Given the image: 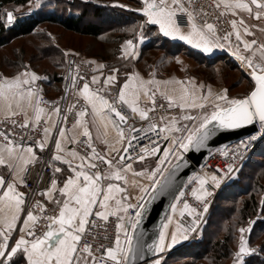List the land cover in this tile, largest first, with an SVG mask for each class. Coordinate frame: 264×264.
<instances>
[{
  "label": "snow or ice",
  "instance_id": "1",
  "mask_svg": "<svg viewBox=\"0 0 264 264\" xmlns=\"http://www.w3.org/2000/svg\"><path fill=\"white\" fill-rule=\"evenodd\" d=\"M185 3L187 7H185ZM196 0H144L145 7L142 9L147 17V23L158 25V31L165 37L179 38L186 41L189 45H193L195 48L202 49L204 52H211L214 48L224 47L226 44H230L229 37L231 32L226 33L223 37L216 35L215 25L212 23H205L198 25L196 23L197 17L201 14L207 15L203 7L197 9L195 7ZM213 7L217 10L223 8L224 11L231 12L235 15L236 10H243L250 15H255L256 19L264 18V0H213ZM183 13L187 16L188 30L183 31L179 26L176 15L177 13ZM223 15L224 13L221 12ZM8 22H12V14L7 13ZM233 30L235 31L236 40L243 44V49L247 55H241L239 51L234 52L242 62L246 63V66L251 69V76L254 80V87L250 93L241 99L232 98L227 96V90H222V94L215 96L216 101L226 102L227 107H221L220 104H215L214 109L210 114H205L202 118L194 117L192 115L181 116L180 119L195 121L200 119L198 128L195 132H192L184 127V131L188 132L187 136L179 139H173L174 145L178 144L179 148L183 151H188L189 146L200 147L204 145L205 140L208 138L211 131L214 128L208 127L211 122H216V126L219 128L234 129L241 125L250 124L254 119L258 118L261 128H264V43L257 44L256 40H241V33L237 30V21H230ZM244 21L241 19L240 24L243 25ZM264 31V29H261ZM244 33L252 35L248 27H244ZM223 40L224 43L220 41ZM126 44L130 49L134 48L131 40L126 41ZM99 67H103L100 65ZM115 72V70H113ZM21 75L28 77L21 79ZM37 75L34 72H25L18 74L16 77L8 79L4 78L0 81V114L5 119H10L16 115L23 113L25 119L23 123L18 126L22 129L36 128L37 124L41 121L42 115L51 117V113H45V109L40 107V98L34 95L32 84L37 79ZM72 84L69 87H74L76 83V76L71 77ZM81 79H83L81 77ZM98 77L93 76L92 81L96 83ZM115 75H111L104 79V84L108 85L110 82H114ZM139 84H132L133 75H129L128 81L119 89V96L116 101L110 102L105 96L101 95L102 89L92 91L89 88L87 81L80 89V94L86 101L85 107L76 113V121L73 127H81L83 129L81 135L86 137L85 143L87 147L91 148V151L87 156H81L74 149L65 151L62 147V141H68L75 144L77 137L75 135L66 136L65 127H59V135L55 138V152L53 153L49 163L62 162L68 165L70 175L63 181V186L57 188V180H51V187L44 190L41 194L45 195L51 202L54 200L52 193L58 191L60 197L55 199V203L59 209L58 214L54 216H43L45 211L44 206L37 202L35 207L39 208L40 215L34 214L33 210H27L26 216L23 217V225L19 227V231L22 233L19 238L15 239L14 244H9V240L12 232L17 228V221L21 219V212L24 210L25 204L24 193L17 191L14 182H6L3 176H0V264H16L12 261L18 252H22L23 258L26 259V264H130L131 260L136 258L137 252L132 245V235L128 232V228L121 223L116 224V237L115 246L104 247L100 245L99 248H103L102 255L98 259L93 255L92 246L87 243H82L85 236L87 226L91 224L95 226V221L91 220L92 216L99 218L103 221H108L109 216H117L120 211L127 212L130 208L142 209V204H128L123 203L130 199L127 194L126 188L121 187L122 182L127 185L129 174L133 177L144 176L145 170L139 172L135 171L130 162L131 158L124 155L129 152L131 147V140L135 137L126 136L124 129L116 122L118 118L119 122H126L127 117L122 114L116 107L117 103L127 105L133 113H138L141 119L148 118V112L153 111L155 108V93L150 92L146 84L154 83V81H144L138 77ZM158 83V82H155ZM131 84L132 91H126ZM27 86L22 88L21 86ZM143 91L144 97L152 101V108L145 110L139 107L138 101L140 99V91ZM67 91V89H66ZM165 95V98L169 101L168 107H179L184 109H193L205 107V103H197V97L191 96V102L189 101V93L185 89L183 94L178 99H174L170 95ZM211 96L209 90L208 95H201L198 99L200 101H207ZM89 106L91 108L92 115V127L97 128V139L104 137L103 142L109 144L106 139L108 135V128L111 126L116 132V139L109 145L110 152H115V157L109 158L107 154H101L97 151L95 146L91 143L92 135L89 131L86 121H82L81 117H84L89 113ZM74 105H69L68 110L71 111ZM31 108L34 116L29 117L27 109ZM56 116L59 117V106H55L52 110ZM114 114V117L113 115ZM65 123L67 117H60ZM165 119L164 117L160 118ZM31 121V125H30ZM11 122L16 125L15 119ZM98 122L103 126L104 132L101 134L97 127ZM44 123L47 124L48 120L45 119ZM177 121L175 117L170 120V125L161 127L160 131H176L180 132L182 129L176 127ZM56 126V121L52 120V127L43 128V138L35 142V147L43 150L48 145L49 138L52 136L53 128ZM159 125L156 122L152 124V131L155 132ZM203 130V131H201ZM70 131V130H67ZM136 131L135 129H130ZM0 137L4 142H0V166H6L8 169H13L14 164L10 161H15L16 172L12 175L17 178L20 184H24L25 181L20 175L26 171V166L35 162L36 156L33 150V146H25L22 141L16 142L9 139V134L0 131ZM166 139L168 137H165ZM250 139H255L251 137ZM127 141V146H124V142ZM118 145L120 147H118ZM242 146L246 149L247 145L242 142ZM157 148L141 149L142 155L138 154L135 159L144 160L147 155H154ZM239 150V148H238ZM65 152V155L59 153ZM164 157L157 163V168L152 169V174L148 176L150 181H153L148 186L139 185L140 191L146 193L148 187H151L154 191L152 195L155 196L158 191L164 188L166 185L161 181L155 179L159 172L160 165L164 163V159L170 154L169 149H164ZM66 156H71L72 159H67ZM177 160L180 156L176 157ZM79 160L78 164H74L75 160ZM105 165L104 170L101 171L99 165ZM61 172V169L56 167L53 169V174ZM233 167L227 166L226 174L232 173ZM214 184L219 185L220 179L216 176L212 177ZM134 186H137L135 179L131 180ZM205 181L201 180V192L196 194L195 190L193 194L197 200H203L209 193L203 189ZM6 185V186H5ZM122 194L120 198H117V194ZM183 195V190H180V195L176 196V199H180ZM142 197H138L140 199ZM110 201H114V205L110 204ZM185 209L189 206L187 203L184 205ZM205 211L207 205L204 206ZM175 208V205H173ZM196 210L191 209L189 214L194 213ZM142 215L140 210L136 211V216ZM46 219L49 221L47 230L42 235H36L34 226L39 219ZM118 220H124L123 216H118ZM127 223L135 229L139 221H132V217H128ZM199 224L198 219L192 220L190 230H194ZM167 228V224L164 225ZM123 230L127 240V247L122 246L120 240V233ZM241 232L239 248L236 252L235 264H242L243 255L254 251L247 246V242L243 233L244 228L239 230ZM179 240L186 239L183 234L172 232L171 242L166 243L165 232L160 231L159 242H153L149 245V249L154 248L156 252H161L167 248H171ZM10 249V250H9ZM99 250V249H98ZM87 254L86 256L84 254ZM154 264H160V260H156Z\"/></svg>",
  "mask_w": 264,
  "mask_h": 264
},
{
  "label": "trees",
  "instance_id": "2",
  "mask_svg": "<svg viewBox=\"0 0 264 264\" xmlns=\"http://www.w3.org/2000/svg\"><path fill=\"white\" fill-rule=\"evenodd\" d=\"M32 0H0V50L16 39L28 36L39 37L35 54L28 59L30 66L43 77L44 91L52 99L59 91V85L66 71V57L60 46L53 44L49 33L40 30L42 26H57L79 36L91 38L84 46L76 49L88 57L105 61L109 66L146 63V68L157 59V64L178 55L192 60L193 74L206 83L221 84L229 96L244 97L252 88L253 80L230 57L221 53L207 57L195 48L177 43L159 33L156 26L143 21V16L135 8L139 0H119L129 7H107V0H54L40 12L18 15L14 25L6 29L2 23V11L13 6H27ZM65 5L60 8L59 6ZM131 4V5H130ZM52 5V6H51ZM66 5H70L66 8ZM49 8V10H48ZM81 8V9H80ZM78 9V10H77ZM139 22H137V20ZM148 36L150 41L141 50L136 61L122 62L121 45L127 39ZM11 72L2 71L0 77L18 73L25 65L23 58L4 59ZM46 65V66H44ZM49 66L50 69L47 67ZM43 67H45L43 69ZM3 73V74H2ZM10 73V74H8ZM223 80V83L220 80ZM123 78H120L118 85ZM58 90V91H57ZM264 161V140L255 148L244 164L242 172L236 175L218 195L214 208L201 231L198 241L179 245L163 258L161 264H228L239 248L241 228L252 222L248 243L259 250L243 255L242 264H264V180L259 164ZM23 259V256H22ZM20 257V261H22Z\"/></svg>",
  "mask_w": 264,
  "mask_h": 264
},
{
  "label": "built area",
  "instance_id": "3",
  "mask_svg": "<svg viewBox=\"0 0 264 264\" xmlns=\"http://www.w3.org/2000/svg\"><path fill=\"white\" fill-rule=\"evenodd\" d=\"M185 7H187L186 3ZM195 7L197 9L203 7L204 11L207 13L206 16L201 14L199 17H197L196 23L198 25H203L205 21L207 23L214 24L216 35L219 37H223L226 33L229 32L232 33V35L229 37L230 44H226L224 47H218L221 52L231 54L232 46L236 45V38L232 25L230 23V21L232 20L227 11H224L223 8L219 10L215 9L213 7V0H196ZM221 12H223L224 14L222 15ZM7 13L12 14L13 19L11 23L8 22ZM1 17L2 23L6 29H10L13 27L16 14L11 9H4L2 11ZM176 19L179 24L188 27L187 16L185 14L178 12L176 15ZM136 20L137 22H139L138 19ZM220 42L224 43L223 40H221ZM242 64L243 62L241 61L240 66H242ZM29 69L31 68L27 66L26 70ZM93 71V67L88 63L78 59L72 54H68L66 71L60 82L61 91L52 99L44 91L43 77L41 75H37L38 78L34 81L32 87L35 95L40 98V107L44 108L50 113H54L52 110L57 105L60 109V115L59 117L57 116L55 135L59 130V127L61 126L65 127L66 131L73 128V125L75 124V121L77 119L76 113L86 105L84 98L80 94V89L83 87L85 81H87L88 84L91 83ZM73 76L77 77L75 86L69 87L72 84L71 77ZM81 77L83 79H81ZM0 81H2L1 78ZM153 93H155V108L153 111L148 112V118L140 122H135L134 113L127 107V105H123L122 103L116 104V107L122 112L123 115L127 117V123L123 126L126 136L135 137V139L131 140V147L129 148V152L124 154L131 158L130 162L132 164L141 162V160L135 159L138 154H143L141 152V149H148L149 151L152 148L159 149L165 143V141L167 140L165 137H169V131L162 132L160 131V128L168 126L167 124L170 121L169 117L177 116L182 111V109L178 106L169 108V101L156 89L153 90ZM117 98L118 96H110L108 100L110 102H113L116 101ZM69 105H74L71 111L68 110ZM152 107L153 106L151 100L144 103L143 105V109L145 110L151 109ZM28 116L33 117V115L29 113ZM64 116L67 117L66 123L60 118ZM161 117H164L165 119L161 120ZM12 119L16 120V125L11 122ZM24 119L25 116L23 113H20L10 119H5L2 116L0 117V131L8 133L9 139L11 140H14L16 142L22 141L25 146H35V142L43 138V128L48 127V123H44V120L47 118L41 117V121L34 129L31 128V126H29L27 129L20 128L18 125L20 123H23ZM153 122H156L159 125L155 132L152 131ZM130 129H135L136 131L130 132ZM55 135L51 137L47 147L41 150L42 153L40 158L35 162H31L27 166L24 173V186L27 192V198L25 200V204L23 205L24 214L27 213V210L31 209L33 210L34 214L40 215L39 208L35 207L37 202H40L45 208V211L42 214L43 216H54L58 214L59 209L57 205L50 202L45 195L41 194L44 190L51 187V180L54 179L53 165L52 163L50 164L49 161L51 160L52 153L54 151L53 142L55 141ZM251 137H255V139H250ZM86 139L87 138L84 136L80 137L79 139H77V142L75 144H71L70 149H74L82 156H87V154L91 151V148L87 147V144L85 143ZM262 140H264V129L261 128L259 122H256L255 131H253L249 135L228 142L221 147H218L211 151L207 155L205 164L197 169V175L189 177V179L181 189L183 190V195L180 196V199H175L173 203L177 206L179 205V207H183L185 203H187L189 206V210L184 212L181 217V229L186 234L185 243L200 240L201 231L214 208L218 195L221 193L223 188L238 174L249 157L252 155L255 148L262 142ZM0 142L6 143L5 141H3L2 137H0ZM242 142L247 145L246 149L242 146ZM125 146H127V141H125ZM179 149L180 148L178 144H176L173 147L172 151H170V155L166 157L164 163L159 169V172L161 174L156 176V180L159 181L161 179L162 175L168 168V164L172 159V156ZM183 152L184 151L182 150V153ZM149 156L150 155L145 156L144 160ZM229 165L233 167V172L226 174V168ZM99 167L100 170L103 171L105 165L100 164ZM213 176H216L218 179H220L219 185L214 184L212 180ZM201 180L205 181L203 189L206 190L209 194L205 196L203 200H197L196 196L193 194V191H197L198 187L201 185ZM152 190L153 189L151 188V191ZM178 195H180V192L178 193ZM146 199L140 204L144 206ZM205 205H207L206 211L204 207ZM191 209H195L196 211L192 214H189ZM137 210L141 211L142 209H128V211L126 212L127 220L129 216L132 217L133 222L139 220V217L136 216ZM118 216L120 215H110L108 221H103L99 218H96L95 216H92L90 218L91 220L95 221V226L93 227L91 224L87 226L88 230L85 233L82 243L90 244L92 246L93 255H95L98 259L100 258L104 250L103 248H99L100 245H103L104 247L115 246L116 224L118 222L121 223V220H118ZM194 218L199 220V224L195 227L194 230H190L192 220ZM48 224V220L43 218L39 219L34 226L36 235H42L43 232L47 230ZM251 224L252 223H249L248 227L246 229L244 228L245 232L243 233V235L245 237V240L249 238V229L251 227ZM127 228L128 232L132 235V227L128 224ZM120 240L122 246L127 247V240L123 231H121L120 233ZM249 248L254 250L250 252L253 253L259 250L260 246H249ZM235 254L230 264H235L237 259ZM85 255L87 254L85 253Z\"/></svg>",
  "mask_w": 264,
  "mask_h": 264
},
{
  "label": "crops",
  "instance_id": "4",
  "mask_svg": "<svg viewBox=\"0 0 264 264\" xmlns=\"http://www.w3.org/2000/svg\"><path fill=\"white\" fill-rule=\"evenodd\" d=\"M131 7L135 8L140 14H142L144 22L147 21V17L144 14V12L142 11V9L145 7L144 0H139V5L138 6H136V7L131 6ZM227 13L230 16L231 20H236L237 21L236 28L241 33V40L242 41L243 40H248V41L256 40L257 44L264 43V31H261V29H264V18L256 19L255 15H254V12H253V14L250 15L248 12L243 11V10H236L235 15H233L231 12H227ZM241 19H243V21H244L243 25L240 24ZM151 25H153V24H151ZM154 26H156L157 29L159 27L158 25H154ZM179 26L181 27V29L183 31H187L188 30L187 26H184V25H181V24H179ZM244 27H248L250 32H252L253 34L252 35L245 34L244 33ZM150 39L151 38L148 37V36H139L138 38L127 39L126 41L131 40L133 42L134 48H132V49L129 48V46L126 44V41L124 43H122V45H121V53H120L122 62H126L127 63L131 59L133 61H136L139 58L140 54H141L142 47L146 43H148L150 41ZM169 39H171L174 42L182 43V44H185V45H187L189 47L195 48L193 45H189L186 41L180 40L179 38H175V39L169 38ZM195 49L200 51L202 54H204L207 57H211V56H214L216 54L221 53V54L226 55L227 57H230L231 59H233L239 66H240V63L237 60H240V59L236 55H234L233 53L236 52V51H239L241 55L249 54V53H246L244 51L243 44L238 42V41H237L236 45L232 46L231 54H226L224 52H221L219 50V48H214L211 52H207V53L202 51V49H198V48H195ZM182 57H184L185 60H183ZM90 61H91V65H92L93 70H94L93 71V76H96L99 79H98V81L96 83H93V81H91V83H89V88L92 91H96L97 89H102L103 91L100 92V94L105 96L107 99H109L110 96H116V97L119 96V89H120L121 86H123L125 84L126 81H128V78H129L130 74L133 75L132 84H136V85L139 84V80L137 79V74H138V77L140 79L144 80V81H154V83H150V84H146L145 85V87H147L150 92H152L154 89H156V90L164 92L167 95L172 96L174 99H178L179 96L182 95L184 90L186 89L187 92L189 93V101L190 102H191V96L195 95V97H197L196 102L197 103H200V102L205 103V107H207V108H209L208 107L209 105H214L215 104V101H216L215 100V96L216 95L222 94V90H226L225 88H220V87H217V86L215 88H211V87H208L209 85H206V84H204L202 82H199L200 84H198L197 83L198 81L196 80V78L192 77L191 75L190 76H186L185 75V77L180 78V71L179 70L177 71V68H180V67L183 68L185 66H187V67L193 66L192 60H190L189 58H185L184 55H178L175 59H172V58H167L166 59V62H165L166 65H168V66H171V65L175 66L176 65V67L174 68V71L172 73L170 72L171 74L169 76H166V77H163V78H160V77L156 78L155 76L154 77L146 76V75H144L142 73V69H141L140 66H138V68L134 66L133 69H132V65L133 64L132 65L128 64V66H131V68L130 69H126L127 68V64H126V66H124V65L123 66H119V65L109 66L105 61H102V60H99V59L93 58V57H90ZM183 61L185 63H183ZM165 64L163 62V63H160L159 65H163L164 66ZM100 65H103V67L102 68L99 67ZM27 66L30 67L29 64H27V65L25 64L23 66V68L18 73L13 74V75H4V76H2L0 78L2 80L4 78L11 79V78L16 77L18 74H23L25 72H34L36 75H40L34 69H32L31 67H30L31 69L26 70ZM113 70H115V72ZM183 71L184 70H182V72ZM111 75H115V77H116L115 81L114 82H110L108 85H105L104 84V79L109 77V76H111ZM25 78H28V77H24L23 75H21V79H25ZM120 78H123V80L118 85V81H119ZM155 82H158V83H155ZM21 87L25 88L27 86L22 85ZM32 89H33V87H32ZM204 89L206 90L205 92H204ZM214 89L217 90L216 92H218V93H216L214 91ZM132 90L133 89H132L131 84H130L129 89H126V91H132ZM209 90L211 91V96H209V99L207 101H200L198 98L201 95H208ZM33 92H34V90H33ZM34 95H35V92H34ZM227 96H228V98H234V97L229 96L228 93H227ZM148 101H150V100L147 99L146 97H144L143 91L141 90L140 91V99L138 101L139 107L143 109L144 103H146ZM226 106L227 105L222 106V107H226ZM195 109H197V108L184 109L182 115L185 116L187 113L188 114H192L193 110H195ZM27 112L34 116V113H33L31 108L27 109ZM45 113L47 114V113H50V112L45 110ZM112 115L114 117V114H112ZM2 116L3 115L0 114V117H2ZM134 116H135V122H140V121L144 120V119L140 118L138 113H134ZM42 117L47 118L48 127H52V120L56 121V126H57V116H56L55 113H51V117H48L47 115H42ZM81 120L87 122V126H88L89 131L91 132V135H92L91 143L93 144V146H95L97 151L99 153H101V154H107L109 156V158L115 157L117 154L115 152H110V150H109V145L111 144V142L113 140L116 139L115 130L112 129L111 126H109L108 135L106 137V139L109 141V144H105L103 142L104 137L101 135V138L97 139V128L92 127V123H91L92 115H91L90 106H89V113L86 114L84 117H81ZM177 120H179V118ZM116 122L119 124L120 127L123 128L124 125H122L121 122H119V120L117 118H116ZM177 123L179 124V122H177ZM56 126L53 128L52 136L55 135ZM97 127L99 128V132L102 134L104 132L103 126L100 125L99 122H98ZM82 131H83V129L81 127H79V126L73 127L70 131H66V136L71 137V136L75 135L77 137V139H79L80 137L83 136V135H81ZM58 135H59V130L57 131V133L55 135V138ZM51 137L49 138V141H50ZM71 144L72 143H70V142H68L66 140L62 141V147L65 149V151L71 150L70 149ZM54 145H55V141L53 142V150H54L53 153L56 151ZM26 146H33V150H34V153H35V156H36V160L35 161H37L40 158L42 151L39 148L35 147L34 145H26ZM124 146H125V142H124ZM118 147H120V146L118 145ZM165 148H168L169 151L172 149L170 146L163 145L159 150H157L155 152L154 155H150L149 156V157H151V160L149 162H152V161L155 160L154 161L155 163H153V164H150V163L148 165H144L146 163H140V164H134L133 163L132 164L133 169L135 171H137V172H139L141 170H145V175L144 176L133 177L131 174H129L128 180L130 182L127 185H124L122 182H120L121 183V187H125L126 191H127V194L130 196V199H128L127 201H123V203L140 204L142 201H144L147 198V196L150 194L151 187H148L146 193H142L140 191L139 185L148 186V185H150L152 183V181H150L148 179V176L152 174V169H156L157 168V163L161 160L162 157H164V155H165L164 154V149ZM53 153H52V155H53ZM59 154L63 156V155H65V152H61ZM66 158L67 159H72L71 156H66ZM10 162L14 164L13 169L10 170L6 166H0V176H3L6 182H14L15 185H16L17 191H19L21 193H24L25 194L24 195V199L26 200L27 192H26V188H25L24 184H20L19 181L17 180V178L12 175L13 172L17 171V169L15 167V163L16 162L15 161H10ZM79 162L80 161L77 159V160L74 161V164H78ZM52 165H53V169L56 168V167L61 169V172L54 174V179L57 180V188L62 187L64 179H66V177L71 174L69 169H68V165H66V164H64L62 162H54V163H52ZM27 166H26V168H27ZM161 166H162V164L160 165V167ZM24 173L25 172L20 174L23 179H24ZM133 179H135L137 181V186H134L131 183V180H133ZM196 192H197L198 195L200 194L201 185L198 187ZM121 195L122 194L118 193L117 194V198H120ZM52 196H53L54 200L51 201V202L56 204L54 201H55L56 198L60 197V193L58 191L53 192ZM138 197H142V198L138 199ZM110 204L114 205V201H110ZM176 207H177L176 208L177 211H173V212H172V207H171V209L169 211V214H168L169 217L167 216L168 219L166 218L164 220V222L162 224V227H161V230H163L165 232V241H166V243H170L171 242V234H172V232L182 233L183 230L180 228V226H178V218L180 217V215L182 216L184 214V212L189 210V208L185 209L184 206L183 207L176 206ZM118 214L120 216L124 217V220H121V224L124 225L125 227H127L128 226V224H127L128 220H127L126 212L120 211ZM24 216H26V214H24L23 211H22L21 212V219L17 221V228L11 234V237H10V240H9V244L10 245L14 244L15 243V239L19 238V236L22 234L19 231V227L23 225V217ZM166 221H168V222H166ZM165 224H167V228L164 227ZM158 242H159V239H158ZM169 249H171V248L165 247V249L163 251H161L160 253L166 252V251L168 252ZM157 253H159V252H157ZM22 256H23L22 252H18L14 257H12V261L16 262V264H26V259H24V258L22 259ZM20 257H21L22 261H20Z\"/></svg>",
  "mask_w": 264,
  "mask_h": 264
},
{
  "label": "rangeland",
  "instance_id": "5",
  "mask_svg": "<svg viewBox=\"0 0 264 264\" xmlns=\"http://www.w3.org/2000/svg\"><path fill=\"white\" fill-rule=\"evenodd\" d=\"M94 1H99V0H94ZM53 2H55V1L54 0H32L27 6H20V7L19 6H13V7H8V8L11 9L15 14L18 13V15H29V14H35L36 12H40L43 9L45 10L44 7L45 6H49L48 4H51ZM106 2L107 3H105V4L107 5V7L122 6V5H124L125 7H129V4H123L119 0H107ZM64 6L65 5L62 4L59 7L62 8ZM69 6L70 5H66V8H68ZM48 10H49V8H48ZM40 30H46L49 33V36L52 39L51 41L53 42V44H55L57 46H60L62 48L63 53H64V55L66 57V65H67L68 54H72V55L76 56L78 59H80L82 61H85L90 66H92L91 65V61H90V57H88V56H86V54L76 50L78 48V46H84L89 41L91 43V40H92L91 38L83 37V36L81 37V36L76 35L74 33H70L68 31H63V29H61V28H59L57 26H53V25L42 26L40 28ZM234 34H235V32H234ZM235 38H236V36H235ZM38 43H39V37H37L35 35L28 36V37L21 38V39H16L11 44L7 45L6 47H4L3 49L0 50V65H2V64L4 65L5 64V62H4L5 58H11L12 60H19V59L23 58L26 61L25 64L26 65L27 64L30 65L28 59L32 56L31 54H35L37 52L35 50V45L38 44ZM236 43H237V40H236ZM182 59L185 60L184 57H182ZM237 61L239 63H241L240 60H237ZM157 63H158L157 59H155L154 61H152V63L149 65V67L146 68V63H144V61H143L141 63L142 66H140L141 69H142V73L144 75H146V76H149V77H154L155 76L156 78L157 77L163 78V77L169 76L174 71V68L176 67V65L175 66H173V65L168 66V65H166L164 63L165 65L163 66V65H159ZM183 63H185V62L183 61ZM44 66H46V65H44ZM134 66L138 68L137 64H133L132 65V69H133ZM0 68H1L2 71L11 72L10 71L11 69H9L7 66H4V67L0 66ZM44 68L45 67H43V69ZM47 68L50 69L49 66ZM240 68L242 70H244L248 75H250L249 72L251 73V69H249L246 66V63L243 62L242 66ZM178 70L180 71V78L185 77V75L186 76H190L191 75L192 77L196 78V80L198 81L197 82L198 84H200L199 82H202V83H204L206 85H209L208 87H211V88H215L216 86L220 87V88H224L222 86H219L221 84L217 85V84L206 83L203 79H201L197 75H194L193 74L194 69H192V66L191 67L185 66L183 68L180 67V68H177V71ZM182 70H184V71L182 72ZM8 74H10V73H8ZM220 82L223 83V80L221 79ZM252 87H253V85H252ZM59 88H60L59 91L57 90L58 92L55 95H58L60 93L61 85H59ZM157 91L160 92L161 94L164 93V92L159 91V90H157ZM205 91L206 90L204 89V92ZM214 91L216 92L217 90L214 89ZM216 93H218V92H216ZM164 97H165V95H164ZM234 98H237V95L234 96ZM229 99H232V98H229ZM217 103L220 104L221 107L227 105L226 102H223V101H215V104H217ZM214 105H209L208 106L209 108H207V107H204L203 109L197 108V109L193 110L192 114H188L187 113L186 115H192L194 117L202 118L205 114H210L213 110H215L214 109ZM183 111L184 110H182L179 115L174 116L176 118V121L179 122V124L178 123L176 124V127H180L182 129V131H180V132L169 131V135H168L169 137L167 138V140L163 144V145H166V146H170L172 149L175 146L172 143L173 139H179V138H182V137L188 135V132L183 130L185 126L187 127L188 130H190L192 132H195L196 129L198 128V126H199V123L201 122L200 119H197L195 121H188V120L180 119L181 116H184V115H182ZM171 118L172 117H169L170 120H171ZM178 118H179V120H177ZM167 125L168 126L170 125V121H169V123ZM172 149L170 151H172ZM170 151H169V153H170ZM181 154H182V149H179L177 152H175V154L172 156V159L170 160V162L168 164V167L170 165H172V163L177 160L176 157L180 156ZM150 160H151V157H149V158H147V159H145V160H143L141 162H136L134 164L146 163L144 165H148L149 163L150 164L155 163L154 162L155 160L152 161V162H149ZM259 166H260L259 171L262 170V169L264 170V161L261 164H259ZM243 168L244 167H242V169L238 172V174L240 172H242ZM238 174H237V176H238ZM196 175H197V173L195 172L191 176H196ZM261 177L264 180V172L261 173ZM173 205H175V208H173ZM173 205H172V212L173 211H177L176 210V208H177L176 206L177 205L176 204H173ZM168 214H169V212H168ZM168 214H167V216L169 217ZM167 216H166V218H167ZM181 217L182 216L180 215V217L178 218V226H180V228L182 226L181 225ZM263 217H264V212H262V214L258 218H263ZM166 222H168V221H166ZM250 223H252V222H250ZM251 226H252V224H251ZM247 227H248V225H247ZM247 227H245V229ZM179 234H183V235L186 236L185 232H183V231H182V233H179ZM249 234H250V229H249ZM262 238L264 239V236L257 237V235H256V237H254L253 240H255L256 242H260V240ZM248 239L246 240V242H247V246L249 247L250 243H248ZM184 244H185V239H183V240H179L178 239V242L176 244H174L173 247H171V249H169L168 251H172L177 246H179V245L181 246V245H184ZM157 254H159V256L154 260V262L156 260H160V264H161L162 261H163V258L165 256H167V254H169V253H167V251H166V252H162V253L159 252ZM230 263H228V264H230Z\"/></svg>",
  "mask_w": 264,
  "mask_h": 264
},
{
  "label": "water",
  "instance_id": "6",
  "mask_svg": "<svg viewBox=\"0 0 264 264\" xmlns=\"http://www.w3.org/2000/svg\"><path fill=\"white\" fill-rule=\"evenodd\" d=\"M256 122H259L258 118L254 119L250 124L241 125L234 129L219 128L216 126V122H211L208 127L214 128V131L210 132L204 145L200 147L190 145L188 151H184L180 155V159L173 162L172 165L167 168L159 180L165 183L166 186L158 191L155 196L152 195L154 190L150 192L141 210L142 215L139 217V223L137 227L133 229L132 245L136 249L137 255L134 260L130 261V264H154V260L159 254H157L154 248L149 249L148 246L152 245L153 242L158 243L162 224L176 196L189 177L195 173L200 166L205 164L207 155L211 151L255 131ZM126 123L127 120L121 124L125 125ZM169 252L170 251L167 253Z\"/></svg>",
  "mask_w": 264,
  "mask_h": 264
},
{
  "label": "bare ground",
  "instance_id": "7",
  "mask_svg": "<svg viewBox=\"0 0 264 264\" xmlns=\"http://www.w3.org/2000/svg\"><path fill=\"white\" fill-rule=\"evenodd\" d=\"M249 74H250V72H249Z\"/></svg>",
  "mask_w": 264,
  "mask_h": 264
}]
</instances>
